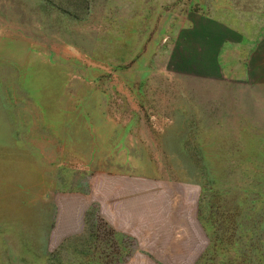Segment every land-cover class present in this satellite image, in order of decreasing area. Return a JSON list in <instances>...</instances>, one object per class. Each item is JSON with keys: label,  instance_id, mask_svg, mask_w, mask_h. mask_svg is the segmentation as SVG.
<instances>
[{"label": "rangeland", "instance_id": "1", "mask_svg": "<svg viewBox=\"0 0 264 264\" xmlns=\"http://www.w3.org/2000/svg\"><path fill=\"white\" fill-rule=\"evenodd\" d=\"M1 264H264V0H0Z\"/></svg>", "mask_w": 264, "mask_h": 264}, {"label": "crops", "instance_id": "2", "mask_svg": "<svg viewBox=\"0 0 264 264\" xmlns=\"http://www.w3.org/2000/svg\"><path fill=\"white\" fill-rule=\"evenodd\" d=\"M1 248V247H0ZM0 264H1V251H0Z\"/></svg>", "mask_w": 264, "mask_h": 264}]
</instances>
